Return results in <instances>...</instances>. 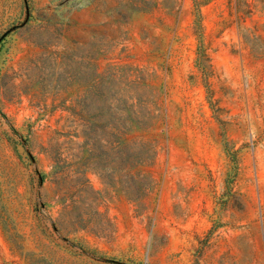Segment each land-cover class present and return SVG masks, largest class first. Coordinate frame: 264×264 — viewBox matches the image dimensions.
<instances>
[{"label": "rangeland", "instance_id": "obj_1", "mask_svg": "<svg viewBox=\"0 0 264 264\" xmlns=\"http://www.w3.org/2000/svg\"><path fill=\"white\" fill-rule=\"evenodd\" d=\"M0 264H264V0H0Z\"/></svg>", "mask_w": 264, "mask_h": 264}]
</instances>
